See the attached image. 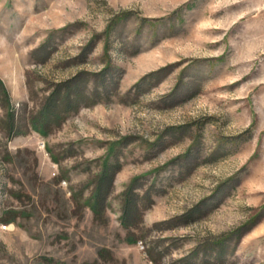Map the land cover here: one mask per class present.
Masks as SVG:
<instances>
[{
    "label": "rangeland",
    "instance_id": "obj_1",
    "mask_svg": "<svg viewBox=\"0 0 264 264\" xmlns=\"http://www.w3.org/2000/svg\"><path fill=\"white\" fill-rule=\"evenodd\" d=\"M0 264H264V0H0Z\"/></svg>",
    "mask_w": 264,
    "mask_h": 264
},
{
    "label": "trees",
    "instance_id": "obj_2",
    "mask_svg": "<svg viewBox=\"0 0 264 264\" xmlns=\"http://www.w3.org/2000/svg\"><path fill=\"white\" fill-rule=\"evenodd\" d=\"M103 189H104V186H103V183H100V185H98V188H97V191H96V194H95V197L97 198V207L100 206V202H101V199L103 197ZM94 209L96 210V206H94ZM97 211V210H96Z\"/></svg>",
    "mask_w": 264,
    "mask_h": 264
}]
</instances>
